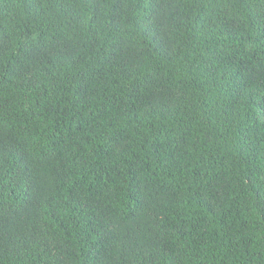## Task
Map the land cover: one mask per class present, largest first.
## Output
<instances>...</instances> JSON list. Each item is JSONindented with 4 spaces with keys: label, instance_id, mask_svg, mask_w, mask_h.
<instances>
[{
    "label": "trees",
    "instance_id": "16d2710c",
    "mask_svg": "<svg viewBox=\"0 0 264 264\" xmlns=\"http://www.w3.org/2000/svg\"><path fill=\"white\" fill-rule=\"evenodd\" d=\"M0 264H264V0H0Z\"/></svg>",
    "mask_w": 264,
    "mask_h": 264
}]
</instances>
